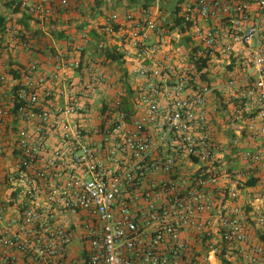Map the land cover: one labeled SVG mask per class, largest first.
<instances>
[{
	"label": "built area",
	"instance_id": "obj_1",
	"mask_svg": "<svg viewBox=\"0 0 264 264\" xmlns=\"http://www.w3.org/2000/svg\"><path fill=\"white\" fill-rule=\"evenodd\" d=\"M88 1L5 0L0 29L29 50L18 20ZM177 6L125 14L121 51L148 61L129 97L107 100L99 72L49 91L25 68L0 106V264H264V0Z\"/></svg>",
	"mask_w": 264,
	"mask_h": 264
},
{
	"label": "crops",
	"instance_id": "obj_2",
	"mask_svg": "<svg viewBox=\"0 0 264 264\" xmlns=\"http://www.w3.org/2000/svg\"><path fill=\"white\" fill-rule=\"evenodd\" d=\"M178 1L180 0H140L138 4L129 5L127 0H89L78 12L61 15L59 22L50 27L34 25L20 19L18 22L23 30L38 38L29 50L18 45L0 29V71L6 75V82L0 90V106L9 101L12 92L20 84L23 71L32 61L37 62L38 73L46 78V90L76 86L79 74L87 69L108 78V83L99 85L100 90H106L107 100L110 101L115 96V88L110 87L115 84L117 89L128 95L127 91H131L138 82L132 73L133 69L138 64H147L148 61H142L134 52L125 55L121 51V34L128 26L125 14L132 13L138 17L144 3L147 4L146 7H158L170 12ZM113 12L119 14L120 26L117 27L116 36L109 37L98 29L103 17ZM6 14L5 0H0V17L6 18ZM84 35L90 36L92 40L85 42ZM99 43L103 44V48H99ZM106 48L116 49L122 54V58L119 61H110L104 52ZM57 54L62 55V59H58ZM76 62L79 63L78 67L75 66ZM54 74L57 79L53 78ZM56 101L63 103L61 98ZM20 124L17 122V126Z\"/></svg>",
	"mask_w": 264,
	"mask_h": 264
},
{
	"label": "trees",
	"instance_id": "obj_3",
	"mask_svg": "<svg viewBox=\"0 0 264 264\" xmlns=\"http://www.w3.org/2000/svg\"><path fill=\"white\" fill-rule=\"evenodd\" d=\"M127 2H128L129 5H134V4L140 3V0H127ZM177 4L178 3H176V5H175V7L173 9V13L174 14L177 13V11H178ZM146 5H147L146 3L142 4L143 7H146ZM8 6L10 7L9 3L7 4V7ZM0 20L2 22V23H0V25H3L4 18L3 17H0ZM21 20H24V18H21ZM176 23L179 24V21L176 20ZM90 34L94 35L93 32H91ZM104 52L106 53V58L109 59L110 61H119L122 58V54L121 53H118V51L116 49L106 48V50ZM199 63H200V66L201 67L206 66V62L203 59H201L199 61ZM127 92H128V97H129L132 92L129 91V90ZM125 104L127 105L125 107V109H129V104L126 101V99H125ZM254 183H255L254 181H249L246 185H249L250 186V185H254Z\"/></svg>",
	"mask_w": 264,
	"mask_h": 264
}]
</instances>
